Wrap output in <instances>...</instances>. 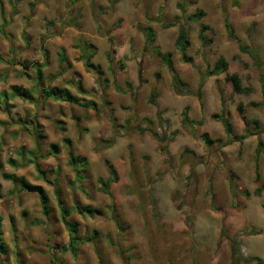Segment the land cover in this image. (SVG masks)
<instances>
[{
    "label": "clouds",
    "instance_id": "1",
    "mask_svg": "<svg viewBox=\"0 0 264 264\" xmlns=\"http://www.w3.org/2000/svg\"><path fill=\"white\" fill-rule=\"evenodd\" d=\"M100 3L105 14L97 13L95 24L69 33L65 45L72 47L70 63L75 59L89 67L82 84L96 101L95 109L76 110L79 135L71 123L63 133L88 159L93 207L103 212L113 241L120 227H130L134 241L145 247L156 242L158 231L178 243L193 234L207 235L234 246L236 259L245 264L264 251V151L256 181L247 148L248 138L264 140V131L251 126L256 117L245 99L249 94L241 91V65H247L249 83L264 73V0H151L148 7L146 0ZM4 6L9 8L7 0ZM32 20L42 23L38 16ZM110 29L111 35L122 34V42L111 39ZM85 43L98 49L91 62L81 51ZM53 57L51 70L56 71L55 51ZM122 60L132 62L116 70L121 88L130 82L125 97L114 94L108 70ZM97 64L102 72L95 70ZM75 69L72 63L53 83L74 79ZM177 80L184 87L178 88ZM237 80L238 88L227 87ZM71 92L80 96L75 88ZM152 92L158 93L154 104L149 102ZM106 93L113 101L108 107L103 106ZM52 104L50 112L44 111L58 118L60 104ZM185 107L196 124L184 123ZM12 112L25 115L22 104ZM258 119L264 123V117ZM238 120L246 127L241 129ZM237 144L243 145V156L235 152ZM114 209L120 214L118 229L112 227Z\"/></svg>",
    "mask_w": 264,
    "mask_h": 264
},
{
    "label": "rangeland",
    "instance_id": "2",
    "mask_svg": "<svg viewBox=\"0 0 264 264\" xmlns=\"http://www.w3.org/2000/svg\"><path fill=\"white\" fill-rule=\"evenodd\" d=\"M188 2L192 3L194 0ZM7 3L9 8L6 9L5 0H0V56L3 58L0 61V97L4 92L10 95L12 88L18 86L31 92L36 101L31 103L15 98L7 104L10 106L9 111L2 99L0 100V264H240V261L233 257V253H236L234 246L213 241L207 235L197 237L193 234L190 241L178 243L175 239L169 240L167 234L158 231L156 242L149 241L145 247L142 242L134 241L135 233L130 227H120L119 239L112 240L111 228L103 224L105 219L103 212L93 207L95 200L92 193L95 190V183L88 159L84 154L73 149L71 137L63 135L68 131L69 123L79 135L81 129L80 117L76 114L77 109L83 112L87 107L96 108V101L84 91L82 84V75L87 76L89 71L83 63L73 59L72 63L76 65L72 73L74 79L65 78L61 83H53L63 75L64 71L72 67V63L67 67V63H62L60 60L62 51L65 52L68 61L73 55L72 47H65L69 44L68 34L78 33L87 22L95 24L96 14H105V6L100 0H7ZM150 3L151 0H146V7L150 6ZM177 7L181 5L177 4ZM24 8L27 12L22 14ZM65 15L69 17L67 22L64 21ZM34 16H38L42 23L33 21ZM120 23L122 24L123 21ZM20 24H23V30H20ZM29 28L33 31H27ZM111 32L110 29L112 40L122 42V34L111 35ZM86 45L83 44L81 51H84ZM90 50L93 56L98 51L95 46L90 47ZM54 51L56 71L51 70L55 62ZM239 51L244 52L242 49ZM27 54L38 58H30ZM27 63L30 65L40 63L44 66L43 80L38 86L33 67H24ZM131 63L122 60L108 69L115 83L113 92L119 97L128 96L131 85L129 81H125L121 88L119 81L116 80V70L122 71L125 64ZM241 67L244 69L245 77L243 86L250 88L247 93L249 95L245 96V99L252 109L253 116L256 117L253 120L257 121L258 132L264 131V123L258 119L264 117V106L252 105L263 101L264 73L258 74L256 79L249 83L247 65ZM182 87L184 85L180 88ZM227 87L233 89L232 85ZM43 88L57 89L58 96L62 95L61 89H66L75 96L71 92V89L75 88L80 93L79 97L75 96L79 102L73 103L61 97L45 99L46 93L41 94ZM157 96L158 93L152 92L149 102L154 104ZM53 101L60 104L58 118L44 111L45 108L51 111ZM112 102L107 98L106 93L103 106L108 107ZM21 104L25 115L21 116L19 112L13 115L12 110ZM3 116L8 118L4 119ZM23 120L29 124L24 125ZM253 120L250 123L255 130L256 125ZM32 122L33 125L42 127L41 133L44 138L39 141L40 151L36 150L35 136L29 130L33 126ZM144 122L150 121L145 118ZM161 123L167 122L161 121ZM237 124L241 129L246 127L243 120H238ZM216 127H220L219 123ZM259 141L262 142V151H264V140H260L258 136H250L247 140L250 163L256 181L259 180L256 179L255 152ZM54 145L58 146L55 153ZM30 152H34V156H31ZM235 152L238 156H243V145L237 144ZM70 154L87 159L82 181H77L76 173L69 164ZM37 159L42 173L37 171L34 164L29 163ZM4 174H15L18 178H23L34 185L43 186L49 197V214L43 212L37 194L21 191L19 185L5 179ZM259 175H261L260 168ZM88 205L94 210L92 216L82 214L77 209ZM63 206L74 209L68 220L77 224L75 235L82 240L76 246V257L69 250L70 232L61 218ZM113 219L118 224L113 220L112 227L118 229L120 214L115 209ZM1 244L6 246L5 253L1 251ZM254 257L264 260V251L251 255L249 259Z\"/></svg>",
    "mask_w": 264,
    "mask_h": 264
},
{
    "label": "trees",
    "instance_id": "3",
    "mask_svg": "<svg viewBox=\"0 0 264 264\" xmlns=\"http://www.w3.org/2000/svg\"><path fill=\"white\" fill-rule=\"evenodd\" d=\"M244 51H246V49H242ZM82 54L87 56L89 61L91 62V59L93 57V52L90 50V47L88 45L85 46L84 48V51H82ZM3 58L0 56V61H2ZM60 60L62 63H67V67L71 65V63L68 61V58L65 54L64 51H62L60 53ZM169 63H171V61L169 60ZM27 66H30V67H33V69L35 70L36 72V77H35V80H36V83H37V86L40 82H42L43 80V69H44V66L43 64H40V63H33L30 65V63H27L26 65H24V67H27ZM85 68L90 71L89 67L84 64ZM97 72H102V69L100 66L96 65V69H95ZM176 85L178 88H180L181 86H183V84L177 80L176 81ZM240 85V81L237 80L235 85H232L233 86V90H235L236 88H238ZM250 90V88L248 87H244L243 84H242V88H241V91L244 92V93H248V91ZM11 94H7L6 92L2 93L1 94V97H0V100L2 99V102L8 107V110L10 111V106H8L7 104L11 101V100H14L15 98H21L23 100H27L31 103H34L36 101V98L33 96V94L27 90H25L24 88L22 87H18V86H14L11 90ZM60 92L62 93V95L58 96V90L55 89V88H51V89H48V88H43L42 89V92L41 94H44L46 93V97L45 99H48L50 97H53V98H59L61 97L62 99H66L70 102H73V103H78L79 100L73 96L68 90L66 89H61ZM263 96V101L261 103H252L253 106H264V92L262 94ZM0 109H1V102H0ZM187 112H188V108H185L184 111H183V115H184V122L186 124H196L197 122L196 121H193V120H189L188 118V115H187ZM214 119V118H213ZM24 125L26 124H29L27 121L23 120L22 121ZM253 123L256 125L255 127V131L258 132V128H257V121L256 120H253ZM34 124V122H32V125ZM31 125V126H32ZM41 126L40 125H33L31 128H29V130L31 131V133L35 136V142H36V150L37 151H40V139H43L44 138V135H42L41 133ZM205 136H207V133H204ZM67 142H69V140H66ZM54 148V153L58 150V146L54 145L53 146ZM261 151H262V142L259 141V144L257 146V149H256V152H255V170H256V179L259 180V168H260V154H261ZM31 156H34V152H30ZM39 160H32L30 161L29 163L30 164H34L35 165V168L37 169V171L39 173H42V171L40 170L39 168ZM69 164L70 166L73 168L74 172L76 173V178H77V181H82L84 179V175H83V171H84V168L86 167L87 165V159L85 157H76L74 156L73 154H70V161H69ZM27 165V164H25ZM4 177L5 179H9V180H12L14 181L15 183H17L20 187V190L21 191H28V192H32V193H35L38 195L40 201H41V205H42V209H43V212L48 215L49 214V211H50V206H49V197L46 193V190L44 189L43 186H40V185H34L28 181H26L25 179L23 178H18L15 174H4ZM100 184H103V181H99ZM108 195H110V193H108ZM78 211H80V213L82 214H89V215H93L94 213V210L92 208V206L88 205V206H84V207H77ZM98 211V210H96ZM74 212V209H67L65 208L64 206L61 207V218L64 222V224L66 225L67 229L69 230L70 232V244H69V250L71 251V253L73 254V256L76 257L77 255V248L76 246L78 245V243L81 240V238L77 237L75 234L77 232V224H75L74 222L68 220V218L71 216V214ZM1 248H2V252H6V246L5 244H1ZM233 257L236 259V253H233ZM238 260V259H236ZM252 262V261H255L256 264H264V260H262L261 258L259 257H254V258H250L248 259V261H245V262ZM55 264V263H53Z\"/></svg>",
    "mask_w": 264,
    "mask_h": 264
}]
</instances>
